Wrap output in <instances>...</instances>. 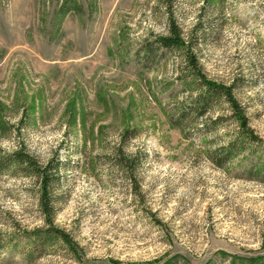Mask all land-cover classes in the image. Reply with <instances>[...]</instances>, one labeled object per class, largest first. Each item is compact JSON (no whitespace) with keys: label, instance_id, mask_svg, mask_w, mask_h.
<instances>
[{"label":"rangeland","instance_id":"obj_1","mask_svg":"<svg viewBox=\"0 0 264 264\" xmlns=\"http://www.w3.org/2000/svg\"><path fill=\"white\" fill-rule=\"evenodd\" d=\"M76 2L0 0V157L64 163L53 225L73 245L44 240L38 177L12 162L0 264H264V0ZM196 73L240 107L197 113Z\"/></svg>","mask_w":264,"mask_h":264},{"label":"trees","instance_id":"obj_2","mask_svg":"<svg viewBox=\"0 0 264 264\" xmlns=\"http://www.w3.org/2000/svg\"><path fill=\"white\" fill-rule=\"evenodd\" d=\"M69 4H72L73 8L76 10H80L81 6L76 2V0H65V3L63 4V10L65 7ZM66 10V9H65ZM180 30L177 26L170 28V34L166 37L160 38V47L159 48H165V49H172V48H177L180 45L181 42V37H180ZM157 49V48H155ZM153 50V49H152ZM189 68L192 69L194 72H196V61L195 59L191 56L190 58V65ZM196 77L198 80V83L200 84L201 88L206 89V93L203 94V96L198 99V103L195 106V111L199 114L204 113V109L202 106H205L204 103L210 99H219V98H224L225 100L232 102L235 107H240L238 101L236 100L234 94H233V87L231 86H225L222 84H214L206 79L200 78V76L196 73ZM206 95V97H205ZM213 101V100H212ZM211 101V102H212ZM192 109V111H194ZM190 111L187 109H182L181 112V118H186L188 116ZM246 138L244 141H242L240 144L239 141L232 143L229 145V147L225 148V151L223 152L224 157L223 158H229L230 154L232 153L230 150L226 151L228 148H233V149H238L240 146H244V144H249L252 142H259L257 137L248 135L247 133L244 134ZM226 156V157H225ZM120 161L122 163H129L131 170L133 171L135 168V162L134 161H129L123 153L120 154ZM219 158H222L220 156ZM12 162L17 163L18 165H25L27 168L32 169V171L36 174L39 180V202H40V209L42 213L45 216V221L48 224V227L45 230H42L40 233L43 234V236L46 238L44 239L45 241L50 240L51 238H59L62 241L66 242L69 244L72 248L73 245L70 242L68 238V234L65 233V231L55 227L53 225V218L56 214V209H55V191L56 188L59 187V182L60 179L58 177L57 172L58 166L63 165V162L57 161L53 162L50 161L46 165L40 167L37 166L36 163L33 161L32 158H30L27 154H25L23 151H15L9 155L6 156H1L0 157V171L6 167H8ZM71 162L67 161L66 167H69Z\"/></svg>","mask_w":264,"mask_h":264}]
</instances>
